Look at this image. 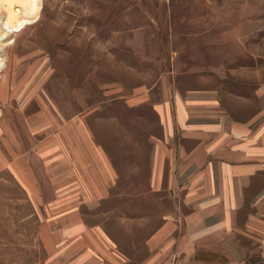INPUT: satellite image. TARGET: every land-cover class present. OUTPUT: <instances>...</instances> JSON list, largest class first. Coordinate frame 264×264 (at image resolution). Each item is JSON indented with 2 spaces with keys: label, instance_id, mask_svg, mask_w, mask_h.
Listing matches in <instances>:
<instances>
[{
  "label": "crops",
  "instance_id": "crops-1",
  "mask_svg": "<svg viewBox=\"0 0 264 264\" xmlns=\"http://www.w3.org/2000/svg\"><path fill=\"white\" fill-rule=\"evenodd\" d=\"M187 76L156 105L147 95L117 101L112 127L89 110L52 104L11 115L4 104L0 178L34 207L52 256L69 264H264L261 65ZM142 103L152 106L139 127ZM154 112L158 128L148 125Z\"/></svg>",
  "mask_w": 264,
  "mask_h": 264
},
{
  "label": "rangeland",
  "instance_id": "rangeland-1",
  "mask_svg": "<svg viewBox=\"0 0 264 264\" xmlns=\"http://www.w3.org/2000/svg\"><path fill=\"white\" fill-rule=\"evenodd\" d=\"M21 3L0 0V10ZM9 26L0 110L11 115L53 104L112 127L117 101L147 95L156 105L187 74L259 64L264 80V0H31ZM140 104L144 127L152 105ZM148 125L159 127L155 112ZM18 186L0 178V264H69L41 244L40 216Z\"/></svg>",
  "mask_w": 264,
  "mask_h": 264
},
{
  "label": "bare ground",
  "instance_id": "bare-ground-1",
  "mask_svg": "<svg viewBox=\"0 0 264 264\" xmlns=\"http://www.w3.org/2000/svg\"><path fill=\"white\" fill-rule=\"evenodd\" d=\"M31 2V0H24L19 7L11 9L5 8V11L0 10V71L4 68L6 63L5 47L13 42L14 36L9 26L10 20L16 17L22 10V6L26 3Z\"/></svg>",
  "mask_w": 264,
  "mask_h": 264
}]
</instances>
